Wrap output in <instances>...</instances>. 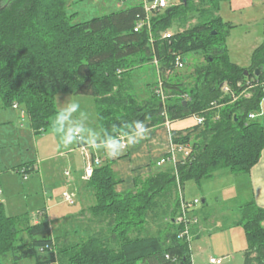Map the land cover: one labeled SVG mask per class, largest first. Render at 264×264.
Returning <instances> with one entry per match:
<instances>
[{
	"label": "trees",
	"instance_id": "1",
	"mask_svg": "<svg viewBox=\"0 0 264 264\" xmlns=\"http://www.w3.org/2000/svg\"><path fill=\"white\" fill-rule=\"evenodd\" d=\"M154 1L132 0L120 10L78 21L70 0H0V109L25 112L35 136H41L59 109V93L90 96L98 129L111 131L113 124L123 128L134 120L151 128L169 121L173 144L189 151L124 192L117 190L121 180L113 161L92 157L101 164L85 181L94 195L88 211L102 236L73 242L68 230H54L48 207L32 221L29 212L8 215L0 202V264L24 259L35 264H192L191 243L180 237L184 226L176 222L179 184L184 190L187 182L200 184L223 169L246 174L260 160L264 39L253 50L250 66L242 67L230 60L227 45L236 26L220 15L222 4L232 0H180L153 10L149 20L146 2ZM195 13L198 23L184 27ZM189 54L205 62L183 80L177 71L190 67ZM142 70L149 73L143 96L134 80ZM189 120L194 123L184 124ZM177 122L185 126L177 129ZM35 161L12 169L27 180L38 173ZM169 202L165 229L143 235L150 215L160 219ZM238 225L248 242L246 263L264 264V208L244 205Z\"/></svg>",
	"mask_w": 264,
	"mask_h": 264
},
{
	"label": "crops",
	"instance_id": "2",
	"mask_svg": "<svg viewBox=\"0 0 264 264\" xmlns=\"http://www.w3.org/2000/svg\"><path fill=\"white\" fill-rule=\"evenodd\" d=\"M230 7L231 11H234L232 4H230ZM253 49L254 48H252V51ZM251 57L249 58L250 63L248 61L247 63L238 62L237 64L248 67L251 64ZM262 105H264V99ZM13 110L19 111L23 119L27 115L25 112L18 110V108ZM262 111H264V109L261 110L260 118L264 123V114H262ZM2 122L3 124H12L13 122L12 117L7 111L6 115H4V119L0 120V127H2ZM92 123L97 122L88 121L90 127L99 130L97 126H92ZM176 124L177 129L185 126L182 122H177ZM150 129L151 134L148 139L141 141L134 147L126 148L117 158L114 159L107 158L103 151L97 152L90 148H87V152L84 154L79 149V144L64 148L51 128L50 130L56 139L54 142L57 147H59V149L60 147H63V150L58 151L56 154H54L55 147H53V142L48 143L47 140L44 142V138H41L40 142H38V140H36L37 136H35L31 127L28 128V130L23 129L18 131L16 137L19 141L14 145L16 149H14L15 153L13 155L8 154L5 150L7 144L0 140V202L5 205L6 212L10 216L25 215L34 206H36L34 209L36 211L33 212H37L46 206L48 207V216L51 222H70L74 218L69 217L74 215H70L72 214L70 211H66L64 208L58 206L60 203H65L62 199V193L64 191H70L74 195L80 211H84V209L93 205V190L88 187L87 182H85L86 180L83 179L86 163L89 160H92V157L100 158L103 162L107 159L113 161V169L117 177L121 180V183L117 186V190L120 192L133 190L138 179L144 180L161 170L163 167L173 164V162L168 159L169 156L167 157V155L170 154L172 143L170 126L162 124L151 127ZM48 131L41 136H49ZM25 137L28 138L30 147L33 149L32 151H34L32 155L35 153V156L37 157L35 168L38 172L27 180H23L22 176L12 169L15 166L33 161L27 160L29 156L24 155V151H30V147L24 146L25 142L22 139ZM17 149L19 150L16 153ZM185 151L187 155V150H184L181 153H184ZM58 156L65 157V172L68 170L71 172V175L67 176V183L61 192V202L56 204L53 195L54 189L52 188L54 182V174L52 171H54L53 168L57 169V164L51 161ZM185 157L186 156L176 158L181 159ZM16 158L18 159L17 161H15ZM165 158L167 161L163 164H159V162ZM219 171H223V173L218 175L216 172L211 179L213 180L218 176H223L227 179V182L229 181L228 188H225L228 190L223 191L224 193L226 192L224 200H233L234 203L238 202L236 207L241 212L242 207L251 202L264 208V150L262 151L260 160L249 173L235 176L228 169ZM232 176L234 178L230 180V177ZM4 179H6L9 184H13L16 190H9L8 186L5 185L6 181H4ZM201 184L202 182L199 185ZM16 191L19 195H22V198L19 200H16L14 197V192ZM229 191L231 192L229 193ZM219 192L222 193V191ZM219 192L217 194V192L211 191L210 189L205 191L204 188H201L200 194L203 197L202 203H206L209 198L217 197L220 195ZM240 198H243L241 204ZM17 208L20 209L18 210L20 213L13 211ZM196 211L198 212V215H200L201 222H198L195 225V228H192L193 239L197 238L196 241L198 242L204 236L208 235L209 230H211V233L207 236L206 242L204 241V246L202 244L198 246L197 252H199V255L197 257L194 255L195 253L191 248L192 264H205L206 261H208L207 264H211V258H223L222 264H247L246 251L248 249V242L244 228L238 225L239 222H222L219 219L208 222V217L201 216V209L198 208ZM33 212L30 213V218L32 221H36L37 219L35 218H37V216L35 213L33 214ZM76 212L78 213L79 211H74V213ZM208 227L210 228L205 232V228ZM17 264H35V262L32 259H24Z\"/></svg>",
	"mask_w": 264,
	"mask_h": 264
},
{
	"label": "rangeland",
	"instance_id": "3",
	"mask_svg": "<svg viewBox=\"0 0 264 264\" xmlns=\"http://www.w3.org/2000/svg\"><path fill=\"white\" fill-rule=\"evenodd\" d=\"M70 2H71V6L69 9L70 12L77 11L79 13L78 21H87L94 17L103 15L105 13L120 10L126 7L127 5L131 4L132 0H70ZM171 3H180V0H169V5ZM230 4H232L234 11H231ZM227 13L229 14V16ZM220 15L224 18L225 21L231 22L232 24L236 25L235 29H233L232 31L231 36H229L227 39L230 60L235 63L238 62L247 63L253 52L252 48L256 49V47L262 44L264 39V34H263L264 33V24H263L264 0H232L231 3H223ZM195 23H198V13H195L194 18L191 21H189V23L184 27H187L189 24H195ZM176 30L177 28L175 25V27H173V29H171L170 32L174 33ZM188 59L191 60L190 67L189 68L184 67L182 68V70L177 71L179 73L178 76L182 77L183 80H185V76L187 78L189 75H192L195 69L194 67L195 65H199L205 62L204 57L200 55L192 56V54H189ZM149 69L151 71V74L153 75L155 73L153 67L149 66ZM148 75H149L148 72L145 73V70H142V71H137L134 76V80L136 81L137 84V91L142 96L144 95L143 85L148 79ZM189 81L191 82L192 79L189 78L188 82ZM224 90L227 92L228 88L224 87ZM68 98L69 100L79 102L81 110H84L89 114V120H88L89 122L92 121L96 122L97 114L95 111V106L92 101L93 100L92 97L59 93L57 96L58 108L66 104ZM1 110L2 109H0V120L4 119V115H6V111L13 119L12 124L10 123L3 124L2 122L1 124L2 127H0V140L4 141L5 144H7L5 150L8 152V154L13 155L15 153L14 149H16L14 145L16 142L19 141L18 138L16 137L17 132L23 129L28 130V128L31 127L29 116L26 115L23 119L19 111H15L12 108L4 109L3 111ZM187 123L188 124L194 123V120H189L184 124ZM95 124L96 123H92V126H94ZM174 127H177V124H174ZM48 132H49V136L48 135H45V137L37 136L36 140L40 142L41 138H44V142L46 140L48 141V143L53 142V147H55L54 154L58 153V151L60 150H63V147H60L59 149V147H57L56 143L54 142V140L56 141V139L52 135V131L49 129ZM22 140H24L25 142L24 146L30 147V142L27 137H25ZM29 149L30 151H24V155L29 156L27 160H37L35 153L34 155H32L34 152L32 151L33 149L31 147ZM18 150L19 149L16 150V153L18 152ZM187 155H186V151L184 153L177 151L176 153L177 158ZM64 159H65L64 156H58L51 161L57 164V169L53 168L54 171H52L54 174V182L52 188L54 189L53 195L56 204L61 202V192L67 183V176L65 175ZM17 160L18 159L16 158L15 161ZM55 164L53 165L56 166ZM222 173L223 171H219V170L217 171L218 175ZM230 178H231L230 180H232L234 177L232 176ZM4 181H6L5 185L8 186L9 190H16L13 184H9V182L6 179H4ZM226 182H227L226 178H224L223 176H218L213 180L208 179L202 181L201 185H199L194 181H189L186 183L185 196L187 197L188 200H193L195 198H198L200 200V204L197 205L195 209L196 210H198V208L201 209L202 210L201 216L208 217L207 220L208 222H211V220H215V219L216 220L219 219L222 222H240L242 219V212L239 211L238 208L236 207V205H238L237 204L238 202L234 203L233 200H224L226 192L224 193L223 191L228 190L225 188H228L229 181L227 183ZM201 188H204L205 191L210 189L211 191L217 192V194L219 191H222V193L219 192L220 195H218L217 197L209 198L206 203H202L203 197L200 194ZM230 192L231 191H229V193ZM14 197L16 200H19L20 198H22V195H19L16 191L14 192ZM240 199H241L240 200L241 201L240 204H241L243 198ZM172 202H169L168 209L164 208L167 210V213L164 212L165 214L161 216L160 219L158 218L155 220L150 215V221L147 224L145 232H143V235H152V234L156 235L159 233L160 230L163 231L165 229L166 227L165 225L169 221V213L172 210ZM58 206L64 208L66 211H70L72 213L70 215H74V216L69 218H74V219H72L70 222L69 221L53 222V228L55 231L57 228H59L58 229L59 232L63 231L64 229L68 230V232H70V237L73 242H79V240L84 239L91 235L102 236L100 235L101 233L99 232L101 225L97 222H91L93 218L90 211H88V208L84 209V211L83 210L80 211L78 207L79 205L77 206L76 200H75V204L69 205L67 203H62V204L60 203V205ZM35 207L36 206L32 207L29 213L36 211L34 210ZM18 210L20 209L17 208L16 210L13 211L16 213H20L18 212ZM74 211H79V212L74 213ZM34 213L35 215H37V212H33V214ZM191 215L195 216L193 218H196L195 220L192 221L193 223L191 224V226H189V229H191L190 232L193 233L192 228H195V225L198 222H201V220H200V215H198L197 211L191 213ZM176 222L177 225L182 224L184 228L187 224L186 221L184 222L183 220H181L180 214L176 216ZM209 228L210 227L205 228L206 229L205 232H207ZM209 233H211V230H209L208 235L204 236L198 242L196 241L197 238L195 239L192 238L191 248L195 253L194 255L196 257L199 255V252H197L198 246L200 244L204 246L205 244L204 241L206 242V238L207 236H209ZM207 263L208 261H206L205 264Z\"/></svg>",
	"mask_w": 264,
	"mask_h": 264
},
{
	"label": "clouds",
	"instance_id": "4",
	"mask_svg": "<svg viewBox=\"0 0 264 264\" xmlns=\"http://www.w3.org/2000/svg\"><path fill=\"white\" fill-rule=\"evenodd\" d=\"M264 109V105H262ZM264 114V111H262ZM89 114L77 101L69 100L51 119V129L64 148L82 145L93 151H103L107 158H117L126 148L149 138L151 129L142 120H134L121 128L113 124L111 131L88 126Z\"/></svg>",
	"mask_w": 264,
	"mask_h": 264
},
{
	"label": "built area",
	"instance_id": "5",
	"mask_svg": "<svg viewBox=\"0 0 264 264\" xmlns=\"http://www.w3.org/2000/svg\"><path fill=\"white\" fill-rule=\"evenodd\" d=\"M168 4H169V1L168 0H155L151 4H148L146 2V9H147V12H149L148 14L150 16L149 17V20L152 17V11L153 10H158V9L166 8L168 6ZM142 26H143L142 23L139 24L135 30L138 31L139 28H141ZM166 36L167 37H171V33H167ZM179 66L182 67L183 64L180 63ZM15 108H17V105H15ZM251 117L254 118L255 115H251ZM203 120H204L203 118H199L198 119V123H202ZM166 124L168 126H170L169 121H167ZM79 149L84 154L87 152V148L85 146H81ZM177 151L182 152V151H184V149L177 147L172 142L171 143V151H170V154L171 155H170V157L168 159L171 160L174 165H175V163L177 161V158H176ZM166 161H167L166 158L165 159H162L159 162V164H163ZM100 164H101V160L100 159H95V161L89 160L86 163V166H85V173H84L83 179L86 180V181L90 180V178L93 175V172H94L95 167L98 166V165H100ZM65 174H66V176H70L71 175V172L67 170L65 172ZM26 178H27V176H26ZM178 194H179V198H180V202H181V214H180V218L184 222L185 221L187 222L184 230H182L181 233H180V237L186 238L191 243L192 238H193V233L190 232L191 229H189V226H191V224L193 223L192 221L196 219V218H193L195 216H192L191 213H193L196 210L195 208L197 207V205L200 204V200L198 198H195L193 200H188L187 197L185 196V189L183 190V188H182V186L180 184L178 186ZM62 198H63V201L65 203L69 204V205L70 204H75V197H74V195L70 191H64ZM189 218H191V219H189ZM194 222H196V221H194ZM210 263L211 264H222L223 263V258H211L210 259Z\"/></svg>",
	"mask_w": 264,
	"mask_h": 264
},
{
	"label": "water",
	"instance_id": "6",
	"mask_svg": "<svg viewBox=\"0 0 264 264\" xmlns=\"http://www.w3.org/2000/svg\"><path fill=\"white\" fill-rule=\"evenodd\" d=\"M247 73V72H246ZM260 73V70L258 69V70H256V74H259Z\"/></svg>",
	"mask_w": 264,
	"mask_h": 264
}]
</instances>
